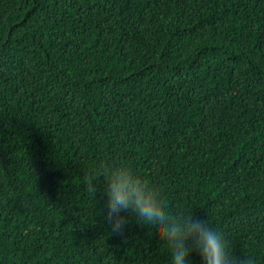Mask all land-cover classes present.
Instances as JSON below:
<instances>
[{
	"label": "trees",
	"instance_id": "16d2710c",
	"mask_svg": "<svg viewBox=\"0 0 264 264\" xmlns=\"http://www.w3.org/2000/svg\"><path fill=\"white\" fill-rule=\"evenodd\" d=\"M121 165L264 264V0H0V264H171Z\"/></svg>",
	"mask_w": 264,
	"mask_h": 264
},
{
	"label": "clouds",
	"instance_id": "9594fccd",
	"mask_svg": "<svg viewBox=\"0 0 264 264\" xmlns=\"http://www.w3.org/2000/svg\"><path fill=\"white\" fill-rule=\"evenodd\" d=\"M103 194L107 198L106 222L113 234L123 236L130 217L156 229L158 239L171 253V264H187L190 253L200 254L203 264H255L250 257L241 259L230 251L222 233L214 231L208 220L172 213L159 190L127 165L104 166ZM86 191L96 195L97 176L84 177ZM127 214V215H125Z\"/></svg>",
	"mask_w": 264,
	"mask_h": 264
}]
</instances>
